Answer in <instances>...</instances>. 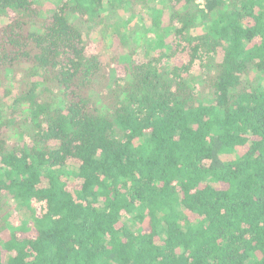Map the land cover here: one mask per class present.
I'll return each mask as SVG.
<instances>
[{"label":"trees","instance_id":"16d2710c","mask_svg":"<svg viewBox=\"0 0 264 264\" xmlns=\"http://www.w3.org/2000/svg\"><path fill=\"white\" fill-rule=\"evenodd\" d=\"M0 264H264V0H0Z\"/></svg>","mask_w":264,"mask_h":264},{"label":"rangeland","instance_id":"374dc122","mask_svg":"<svg viewBox=\"0 0 264 264\" xmlns=\"http://www.w3.org/2000/svg\"><path fill=\"white\" fill-rule=\"evenodd\" d=\"M90 52H100L101 54H104L105 52H107V49L104 48L102 44H101V46L96 47V44L92 43ZM22 212H24L23 209H22Z\"/></svg>","mask_w":264,"mask_h":264}]
</instances>
